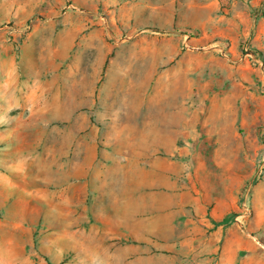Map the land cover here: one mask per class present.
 <instances>
[{
  "label": "rangeland",
  "instance_id": "rangeland-1",
  "mask_svg": "<svg viewBox=\"0 0 264 264\" xmlns=\"http://www.w3.org/2000/svg\"><path fill=\"white\" fill-rule=\"evenodd\" d=\"M0 264H264V0H0Z\"/></svg>",
  "mask_w": 264,
  "mask_h": 264
},
{
  "label": "crops",
  "instance_id": "crops-1",
  "mask_svg": "<svg viewBox=\"0 0 264 264\" xmlns=\"http://www.w3.org/2000/svg\"><path fill=\"white\" fill-rule=\"evenodd\" d=\"M230 6L233 7L235 10H243L244 9V3L242 1L233 2Z\"/></svg>",
  "mask_w": 264,
  "mask_h": 264
},
{
  "label": "built area",
  "instance_id": "built-area-1",
  "mask_svg": "<svg viewBox=\"0 0 264 264\" xmlns=\"http://www.w3.org/2000/svg\"><path fill=\"white\" fill-rule=\"evenodd\" d=\"M228 2H230L231 0H227Z\"/></svg>",
  "mask_w": 264,
  "mask_h": 264
}]
</instances>
